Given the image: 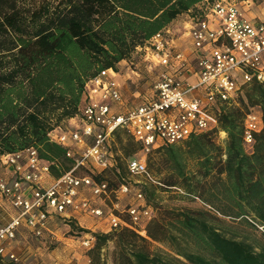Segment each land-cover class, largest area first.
<instances>
[{
	"label": "trees",
	"instance_id": "1",
	"mask_svg": "<svg viewBox=\"0 0 264 264\" xmlns=\"http://www.w3.org/2000/svg\"><path fill=\"white\" fill-rule=\"evenodd\" d=\"M202 1L0 0V162L4 153L33 147L49 163L53 177L70 170L74 158L48 133L80 115L87 82L104 69L119 71L125 60L137 64L141 78L130 81L137 90L153 74L136 47ZM253 110L260 112L262 128L248 146L244 120ZM217 116L214 128L152 148L146 159L151 178L141 175L139 183L125 173L132 175L127 159L138 156L141 145L123 130L114 132L123 155H116V165L80 169L106 181L113 200V192L126 183L132 190L127 195L138 190L144 198L137 203L153 210L151 219L142 217L132 227L93 233L90 264H105L103 249L111 241L115 264H264V245L228 236L218 223L229 217L264 226V81L241 84L230 101L220 102ZM222 131L226 136L219 140ZM157 188L179 189L204 206L167 207L157 215L151 203ZM109 198L103 196L104 201ZM136 201L116 214L130 220L126 208ZM102 207L107 214L110 208ZM3 209L0 222L7 215ZM27 231L36 239L44 236ZM151 242L168 244L175 257L152 251ZM0 264L22 263L0 256Z\"/></svg>",
	"mask_w": 264,
	"mask_h": 264
},
{
	"label": "built area",
	"instance_id": "2",
	"mask_svg": "<svg viewBox=\"0 0 264 264\" xmlns=\"http://www.w3.org/2000/svg\"><path fill=\"white\" fill-rule=\"evenodd\" d=\"M252 6L260 8V16L251 11ZM186 14L192 22L189 34L196 52L193 65L196 80L181 77L186 58L176 47L169 25L136 47L149 73L158 68L152 99L118 112L115 105L122 101L116 78L118 71L107 68L87 82L85 103L80 115L73 117V124H67L69 119L48 133L51 141L66 147L67 156L74 158L70 170L53 177L49 163L33 147L1 155L0 167L8 173L0 175V194L15 210L7 222H0L2 258L21 262L22 257L8 249V242L16 239L22 226L34 236H42L55 215L64 219L71 217L70 212L107 215L112 228L132 227L142 217L151 219L152 208L142 203L126 208L130 220L116 214L120 195L132 191L126 183L113 192L112 208L105 214L104 208L94 204L91 198L104 201L103 196L110 197L107 182L95 180L90 173H80V169L101 171L116 165L114 132L117 130L131 134L147 154L156 146L177 143L214 128L218 125L221 101H230L241 84L264 81V0H204ZM128 65L133 73L139 72L137 64ZM261 128L260 112L247 113L246 145L252 144ZM127 169L132 175L151 178L144 158L136 155L128 158ZM134 196L137 201L144 198L138 190ZM83 238V245L90 247L93 233Z\"/></svg>",
	"mask_w": 264,
	"mask_h": 264
},
{
	"label": "rangeland",
	"instance_id": "3",
	"mask_svg": "<svg viewBox=\"0 0 264 264\" xmlns=\"http://www.w3.org/2000/svg\"><path fill=\"white\" fill-rule=\"evenodd\" d=\"M251 11L255 15H261V10L257 6H252ZM247 14L251 15L250 12ZM129 63L119 64V69L123 72L126 70ZM129 71V70H128ZM153 75L148 78V82L141 81L139 88H137L138 92L141 95V98L138 100H142L144 96H148L152 93V80ZM128 87L130 89L129 93L134 91L130 83H128ZM128 93V92H127ZM219 140L225 138L226 134L222 131L218 134ZM115 145L114 149L117 151L118 157H122L123 155L120 152V146L114 138ZM148 154V153H147ZM144 154L141 150L138 151L137 155L139 159L144 158L147 159L148 155ZM108 177L118 180L114 173L108 172ZM125 177H127L132 183H139L143 180L141 175H129L127 172L125 173ZM154 197L151 198V203L155 207V212L158 215L160 210L167 207H176V208H202L204 204L198 198L194 199L184 195L183 192L179 189H174L173 191H165L160 188L155 189ZM91 201L94 204H98L99 206H106L107 209L112 208L113 197L106 201H102L98 198H91ZM96 201V203H95ZM135 197L133 194L130 195H120V208L119 211L124 213V207L128 203L135 202ZM138 201H136L137 203ZM109 206V207H108ZM107 215L104 217H100L97 219V222H100L99 225L95 228V232H103L106 229L107 231H111V222L108 220ZM221 222H218L221 230L225 232L226 235L235 237L237 239H242L247 242L252 243L254 246L259 247L260 245H264V226L262 225H251L249 222L243 219H232V218H222ZM57 229L55 231V235L51 236V238L43 237L42 239H36L31 236L28 231L25 230V239H22L20 254L22 255V262L25 264H90V259L87 255L88 247L83 245L84 238L82 237L81 230L83 229L79 222H62L59 218L57 220ZM66 223V224H65ZM82 223L85 226H89V223H85L82 220ZM144 234V233H142ZM47 238V239H46ZM151 250L167 257H175V252L172 250L171 246L168 244L151 242L150 244ZM114 250L115 245L111 241L108 243L106 248L103 249V258L105 259V264H115L114 262ZM175 260V259H174ZM176 264H181L180 262L175 260Z\"/></svg>",
	"mask_w": 264,
	"mask_h": 264
},
{
	"label": "crops",
	"instance_id": "4",
	"mask_svg": "<svg viewBox=\"0 0 264 264\" xmlns=\"http://www.w3.org/2000/svg\"><path fill=\"white\" fill-rule=\"evenodd\" d=\"M192 25V22L189 18V15L187 14H183L180 17H178L176 20H174L172 22V24H170V28L172 31V36L174 37V43L176 45V47L183 51L185 54V58H186V69L183 71H181L182 75V79L187 78V80H196V75L194 74V64H195V60H196V52L193 51V47H192V40L189 34V29ZM122 63H128L127 61H122L120 64ZM161 69V67H159ZM129 70V71H128ZM120 71V72H119ZM119 71L117 72L116 78L119 81L120 87H121V94H122V101L121 104H116L115 108L116 110H118V112H125L128 108L132 107V106H136V105H140L150 99H152L154 97V92L152 91V93L148 96H144V98L142 100H138V98H141L140 93L138 92V90L132 91L131 93H129L130 89L128 87V83H130V81H135V80H139L141 78V74L140 72H135L133 73L130 69L129 66H127L126 70H124L123 72L119 69ZM158 68H156V71H153V79L151 80L152 82V87H153V82L155 80V78L157 77ZM180 73V74H181ZM148 82V81H147ZM128 92V93H127ZM195 94H199L198 91L195 92ZM75 121V119H70L68 121V125H72L73 122ZM8 173L7 170L3 169L2 167H0V175H6ZM7 201H5L1 194H0V208L3 209V206L7 205ZM96 203V201H95ZM2 206V207H1ZM8 210H10V213H7V211L5 209L4 212L7 213V215L5 214L6 217H3L1 220V223H5L7 222V220L9 219V217L11 215H13L15 213V210L13 208L10 207L9 203H8ZM6 206V208H7ZM102 207V206H101ZM71 217L70 218H63L60 215H55L54 217H52V219L48 222V225L45 229L44 235L47 238H51V236H54L56 233V229H57V220L58 218L64 223H68V222H72L76 221L79 222L80 226L83 228L81 230L82 232V237H84L86 234L90 233H94L95 232V228L99 225L100 222H97V219H99L100 217H96L94 215H91L87 212H70ZM8 216V218H7ZM82 220L85 223H89V226H85L82 223ZM65 223V224H66ZM28 229V228H27ZM26 227L22 226L18 229V233H17V237L15 240H12L10 242H8V246H9V250L18 254L19 256H22L20 254V252L22 251L21 249V242L22 239H25V230L27 231ZM104 230L103 232H107L106 229H101ZM32 236V235H31ZM33 237V236H32ZM43 237V238H45ZM35 238V237H34ZM42 238V240H44ZM46 238V239H47ZM22 264H25V262L21 261Z\"/></svg>",
	"mask_w": 264,
	"mask_h": 264
}]
</instances>
